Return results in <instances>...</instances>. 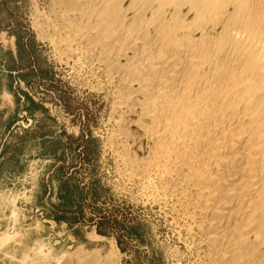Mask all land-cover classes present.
<instances>
[{
	"label": "bare ground",
	"instance_id": "6f19581e",
	"mask_svg": "<svg viewBox=\"0 0 264 264\" xmlns=\"http://www.w3.org/2000/svg\"><path fill=\"white\" fill-rule=\"evenodd\" d=\"M45 1L43 36L112 91L122 179L172 216L193 264H264V0Z\"/></svg>",
	"mask_w": 264,
	"mask_h": 264
},
{
	"label": "rangeland",
	"instance_id": "374dc122",
	"mask_svg": "<svg viewBox=\"0 0 264 264\" xmlns=\"http://www.w3.org/2000/svg\"><path fill=\"white\" fill-rule=\"evenodd\" d=\"M47 5L0 0V264H80L93 250L99 264H193L172 216L119 175L112 91L43 36Z\"/></svg>",
	"mask_w": 264,
	"mask_h": 264
}]
</instances>
